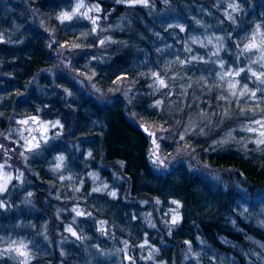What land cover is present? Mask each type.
I'll list each match as a JSON object with an SVG mask.
<instances>
[{
	"label": "trees",
	"instance_id": "trees-1",
	"mask_svg": "<svg viewBox=\"0 0 264 264\" xmlns=\"http://www.w3.org/2000/svg\"><path fill=\"white\" fill-rule=\"evenodd\" d=\"M261 73L264 0H0V264H264Z\"/></svg>",
	"mask_w": 264,
	"mask_h": 264
},
{
	"label": "rangeland",
	"instance_id": "rangeland-1",
	"mask_svg": "<svg viewBox=\"0 0 264 264\" xmlns=\"http://www.w3.org/2000/svg\"><path fill=\"white\" fill-rule=\"evenodd\" d=\"M117 90L123 91L124 92V87L120 88L119 86L117 87ZM260 123H258V127L255 130V132L257 133V135H261L262 132H264V119L263 120H259ZM153 142V147H152V151H151V157L153 158L155 163H158L160 167H165L168 168L172 165V163L176 160L178 161H185L189 167L195 171L201 172L203 174H207L210 177L220 180V179H224V183H228L231 185L232 181H227L225 179H230L229 176L227 174L229 173H224V172H214L213 170H211L210 168H208L206 166V164L204 163H200L198 162L193 155L191 154V152L189 151L188 147H180V149L178 151H176L173 154H170V158L166 157L163 153L162 150L159 149L160 145L158 144L157 141L152 140ZM176 159V160H175ZM174 164V163H173ZM10 179V176L5 174L3 171L0 170V187H4V185H6L7 180ZM240 183V179L237 183Z\"/></svg>",
	"mask_w": 264,
	"mask_h": 264
},
{
	"label": "snow or ice",
	"instance_id": "snow-or-ice-1",
	"mask_svg": "<svg viewBox=\"0 0 264 264\" xmlns=\"http://www.w3.org/2000/svg\"><path fill=\"white\" fill-rule=\"evenodd\" d=\"M143 3L147 4V0H142ZM83 7V4H79L78 5V8H81ZM97 11H99V9L97 8L96 9ZM72 18V14H69V13H64L62 14L61 16V19H71ZM93 23H95V20H93ZM103 43V42H101ZM256 47V45L254 43H250L249 45H246L245 48L246 50H251L252 48ZM242 71V70H241ZM239 73H237L238 75ZM253 75L256 76L257 74L255 72H253ZM261 76H264V73H261L260 76H257V79H260ZM161 84L164 83L163 80L160 81ZM261 83L264 84V79H261ZM246 87V86H245ZM251 95L254 97L256 95L255 92H252ZM22 123H27V121H22ZM257 123H260L259 121H257ZM147 130V129H146ZM261 136H264V132L261 133ZM260 143L264 144V140H261ZM36 147H39V145L37 144ZM62 159V158H61ZM114 195V194H113ZM175 222V221H174ZM69 231H71V229H68ZM75 235V233H73ZM15 243V242H13ZM23 248H26V245H23V243H21V245L15 249H6V251L8 250H14L16 251L20 256H25L26 255V252L23 251L22 249Z\"/></svg>",
	"mask_w": 264,
	"mask_h": 264
}]
</instances>
